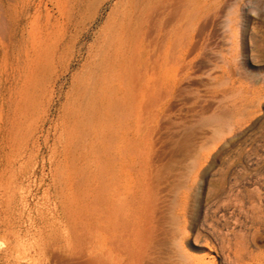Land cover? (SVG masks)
Masks as SVG:
<instances>
[{
    "label": "rangeland",
    "instance_id": "rangeland-1",
    "mask_svg": "<svg viewBox=\"0 0 264 264\" xmlns=\"http://www.w3.org/2000/svg\"><path fill=\"white\" fill-rule=\"evenodd\" d=\"M120 155L125 264H264V0H0V264H101Z\"/></svg>",
    "mask_w": 264,
    "mask_h": 264
},
{
    "label": "bare ground",
    "instance_id": "bare-ground-1",
    "mask_svg": "<svg viewBox=\"0 0 264 264\" xmlns=\"http://www.w3.org/2000/svg\"><path fill=\"white\" fill-rule=\"evenodd\" d=\"M127 140V139H126ZM119 160H118V163H116L115 165H113L111 168H108V165H106L105 167H104V172H103V176H102V178H103V181L101 182L102 183V191H103V195L101 194V197H102V200H101V202H102V208H101V218H100V223H101V229H100V258H98V260L101 262V264H125V258L122 256V254L119 252V250H118V246H119V244H120V242H119V244H117V241H119V239L117 240V237H119L120 236V227L121 226H119V221H120V215L122 214V211H123V207L125 206V203H126V201L127 200H120L121 199V196H122V194H124V193H129L130 192V190H131V185H132V177H131V172H130V170L131 169H133L132 168V157H129V155H120L119 156V158H118ZM104 165V164H103ZM110 171H112V174H111V172ZM108 174H110L109 176H111V185L112 186H114V190H115V193H111V197H109L110 195L108 194L107 195V186H108V184H107V177H108ZM108 178H110V177H108ZM137 199V198H136ZM226 200H224V202H225ZM239 201V200H238ZM254 202H255V200H253ZM257 201V200H256ZM260 201V200H259ZM257 202V204L258 203H262L263 201L261 200V202ZM99 202V201H98ZM220 202V201H219ZM223 202V201H222ZM228 202V201H227ZM241 203H242V201H240ZM254 202H252V201H250V203H252L251 205H256ZM137 203V202H136ZM236 204H238V203H236ZM236 204H234L235 206H236ZM239 205V204H238ZM234 206V207H235ZM244 206H245V204H244ZM243 206V207H244ZM252 206V207H253ZM256 206H260V204H258V205H256ZM264 205H262V207L260 208V207H257V210H255V211H257V214L259 213V211L261 210V213L263 212L262 211V209L264 208L263 207ZM246 208V207H245ZM218 209H220V208H218ZM256 209V208H255ZM134 210H135V207H133L132 205H129L128 206V211L129 212H127L126 213V215L128 216V217H130L131 215H132V213H134ZM242 210H244V208L242 209ZM220 211V210H219ZM245 211V210H244ZM221 212V211H220ZM235 212H236V210H235ZM243 213V212H242ZM260 213V214H261ZM225 214H226V212L224 213V214H222L223 216H225ZM234 214V213H233ZM253 214H255V213H253ZM260 214H258L259 215V217L261 216ZM262 214H264V213H262ZM248 215V214H247ZM258 215H255V216H258ZM206 216V215H205ZM264 216V215H263ZM262 216V217H263ZM240 217V216H239ZM248 217V216H247ZM259 217H257V218H259ZM206 218V217H205ZM261 218V217H260ZM259 218V221L261 220ZM254 219H256V217L254 218ZM253 219V220H254ZM133 220V219H132ZM257 220V219H256ZM141 221H142V219H141ZM237 221H242V220H240V218H239V220H237ZM263 220H261V222H262ZM131 222V221H130ZM227 222V221H226ZM122 223V222H121ZM255 223V222H254ZM127 224V223H126ZM144 224V223H143ZM212 224V223H211ZM259 224H260V222H259ZM255 225V224H254ZM129 226V225H128ZM227 226H228V223H227ZM126 228H128V227H126ZM125 228V229H126ZM130 228H131V225H130ZM130 228H129V230H130ZM257 228V227H256ZM228 229V228H227ZM128 230V231H129ZM254 230V229H253ZM227 231V230H226ZM257 232H258V230H256ZM124 232H125V230H124ZM130 232V231H129ZM227 232H229L230 233V230H228ZM226 233V232H225ZM229 233H226V234H229ZM235 233V232H234ZM126 235V234H125ZM131 235H132V233H131ZM231 235V234H230ZM235 235V234H234ZM222 237H221V239L222 238H225L224 236H225V234H223V235H221ZM254 236V235H253ZM252 236V237H253ZM125 237V236H124ZM180 237V236H179ZM228 237L230 238V236L228 235ZM254 238H256V237H254ZM117 240V241H116ZM120 240H122V242H121V245H123L122 243H124V240H123V238L121 237V239ZM222 240H224V239H222ZM227 240H229L228 238H227ZM224 241H226V238H225V240ZM230 241H232L231 239H230ZM256 241V240H255ZM199 242V241H198ZM236 242V241H235ZM254 242V241H253ZM227 243V242H226ZM226 243L225 244H223V245H226ZM239 243V242H238ZM257 243V242H256ZM231 244V243H230ZM230 244L228 243L226 246H230ZM236 244V243H235ZM221 245V244H220ZM238 245V244H237ZM242 245V244H241ZM240 245V246H241ZM257 245V244H256ZM129 246V245H128ZM219 246V245H218ZM240 246H238V249L237 250H239V248H240ZM220 247V246H219ZM223 246H221L220 248H222ZM248 247V246H247ZM129 248H130V246H129ZM225 248V247H224ZM243 247H241L240 248V251H242L241 249H242ZM244 249V248H243ZM129 250V249H128ZM132 250V249H131ZM212 250V249H211ZM221 250H223V249H221ZM245 250V251H244ZM243 251L245 252V254H246V249H244ZM250 250V249H249ZM248 250V251H249ZM127 251V249H125V252ZM130 251V250H129ZM236 251V250H235ZM234 251V252H235ZM251 251V250H250ZM224 252V251H223ZM228 252H229V250H228ZM225 253V254H229V253ZM244 252H242V253H244ZM252 252V251H251ZM248 253V252H247ZM253 253V252H252ZM257 253H259L258 251H257ZM261 253H262V251H261ZM234 254V253H233ZM249 254H250V252H249ZM129 255V254H128ZM230 255V254H229ZM235 255H237L238 257H242V256H239L237 253L235 254ZM248 255V254H247ZM246 255V256H247ZM252 255H254V254H252ZM99 256V255H98ZM132 256V255H131ZM130 256V257H131ZM136 256V255H135ZM249 256V255H248ZM256 256V255H255ZM237 257V258H238ZM132 258V257H131ZM136 258V257H135ZM250 258V257H249ZM248 258V259H249ZM239 259V258H238ZM238 259H235L236 261H238L239 262V260ZM243 259H244V257H243ZM245 259H247V258H245ZM129 260V259H128ZM206 260V259H205ZM204 260V258H198L193 264H208V262L207 261H205ZM241 260H242V258H241ZM246 261H248V260H246ZM137 262V261H136ZM250 262V261H249ZM127 263V262H126ZM257 263V262H256ZM98 264H99V262H98ZM128 264H132L131 262H128Z\"/></svg>",
    "mask_w": 264,
    "mask_h": 264
}]
</instances>
